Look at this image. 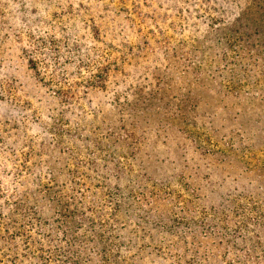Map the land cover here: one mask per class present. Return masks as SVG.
Masks as SVG:
<instances>
[{
	"label": "rangeland",
	"instance_id": "374dc122",
	"mask_svg": "<svg viewBox=\"0 0 264 264\" xmlns=\"http://www.w3.org/2000/svg\"><path fill=\"white\" fill-rule=\"evenodd\" d=\"M195 2L0 0V264H264V37Z\"/></svg>",
	"mask_w": 264,
	"mask_h": 264
},
{
	"label": "trees",
	"instance_id": "16d2710c",
	"mask_svg": "<svg viewBox=\"0 0 264 264\" xmlns=\"http://www.w3.org/2000/svg\"><path fill=\"white\" fill-rule=\"evenodd\" d=\"M195 3L206 8L198 16L210 19L209 26L219 35L225 52L250 53L255 50L250 40L264 37V0H196ZM183 12L179 15L182 22L187 20ZM71 252L72 257L76 256L75 251ZM73 261L67 264H79L76 258Z\"/></svg>",
	"mask_w": 264,
	"mask_h": 264
}]
</instances>
